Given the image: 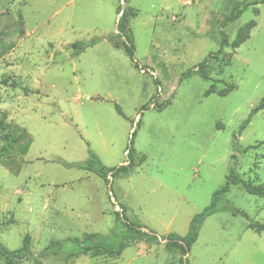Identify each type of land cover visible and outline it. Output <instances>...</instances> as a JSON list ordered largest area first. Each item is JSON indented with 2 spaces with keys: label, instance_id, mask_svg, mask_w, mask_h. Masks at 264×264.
Returning a JSON list of instances; mask_svg holds the SVG:
<instances>
[{
  "label": "rangeland",
  "instance_id": "374dc122",
  "mask_svg": "<svg viewBox=\"0 0 264 264\" xmlns=\"http://www.w3.org/2000/svg\"><path fill=\"white\" fill-rule=\"evenodd\" d=\"M259 1L0 0V244L18 250L28 235L32 257L22 264H264V231L248 228L264 223V197L240 185L185 256L166 245L188 233L230 172L264 184V109L239 131L264 104ZM236 3L247 9L222 26ZM123 12L132 59L117 28ZM221 33L227 46L203 80L195 67L218 51ZM92 41L73 55L70 44ZM130 148L136 164L106 181L64 165L93 153L114 169ZM132 223L144 228L126 234ZM100 238L128 246L68 257ZM53 242L64 243L61 253L43 256Z\"/></svg>",
  "mask_w": 264,
  "mask_h": 264
},
{
  "label": "trees",
  "instance_id": "16d2710c",
  "mask_svg": "<svg viewBox=\"0 0 264 264\" xmlns=\"http://www.w3.org/2000/svg\"><path fill=\"white\" fill-rule=\"evenodd\" d=\"M259 3L264 4V0H260L258 3H253L252 5H256ZM239 5H240V3H236L234 5L231 14L223 21L222 26H224L227 22L229 23V22H232V21L236 20L237 18H239L241 13L247 9V5L243 6L241 9H239L238 8ZM124 17H125V13L123 12L122 18L120 19V21L117 25V28H118V31L124 36L125 41H126L123 44L124 53L126 54L127 57L132 59L133 49H132V46L130 45L131 38L125 33L127 27H126L125 22H124ZM113 40H114L113 38L110 39L113 46L116 49H119V45L114 43ZM239 44L240 43H238V42L234 43L232 45V48H237ZM92 45H94V41L89 42V43L75 42V43L70 44V48L72 49L73 55L78 56L85 49H87L88 47H91ZM226 46H227V42H226L225 35L223 33H221L218 51L216 53H209L207 55L206 59L203 62L199 63V65H197L195 67L194 72L201 79L211 80V78L209 76V70H208V59L211 56L219 55L221 53L222 49ZM183 76L184 77L188 76V72L183 74ZM234 89H235V87L233 85H228L224 89H222L221 91H218L217 95L220 97H224L228 93L233 91ZM210 94H213V91L208 90L205 92V96H208ZM115 109L120 116L124 117V115L121 113V111L117 105H115ZM263 109H264L263 103H260L258 106L253 108L251 110L248 118L241 125L239 131L241 132L246 127V125L249 123V119L251 116L255 115L259 110H263ZM8 138H9V143H11V145H8L6 150L10 151V149L14 148V145L17 142V137L10 135V136H8ZM28 147H29V142L24 149V153L27 152ZM132 150L133 149L130 148L127 151L128 163L126 165H122V166H119V167L114 168V169L104 167L100 163L99 159L93 153H90L89 158L82 163L64 164V165L66 167H75L77 169H82V170L94 173L99 178L106 181L108 174H110L111 176H117L120 173L124 174L127 172V170L129 168L133 167L136 164L134 159H132V156L133 157L135 156V153ZM144 160H145V156H140L138 159V163L142 162ZM237 185H240L245 190V192L250 194V195L264 197V184L254 185L248 180L241 179L238 174H236L234 172H230L229 175L226 177L224 185L220 189L214 191L213 194L211 195V200H210L209 205L206 208H204L202 212L196 214L192 218L190 225H189L188 233L184 237H179L176 235H170L168 240H167L166 245H168V246L177 245L179 247V250H180V255L185 256L187 254V252L189 251V248L191 247V245L196 241V239L198 237L199 230H200L203 222L205 221V219L208 218L209 216H211L212 214L216 213L220 209L224 208V207L219 208V206H218V204L222 200V196L224 194L228 193L230 187L237 186ZM119 208L122 209L121 206H119ZM225 209H229V210L233 211V213H235V214L240 213L238 210L232 209L229 205H226ZM115 214H116V218H117V222H118L119 226L122 227L123 226L122 223L125 222V220H126V219H124L125 217H123V215H122V217H121L122 219H118L119 214H117V213H115ZM241 214H242V216L246 217L245 214H243V213H241ZM127 224H129V223H127ZM124 228H125V232L127 234V233L133 232L134 230H142L144 227H142L139 224L132 223L129 225V227H124ZM248 228L253 230L256 233H260V232L264 231V223L249 222ZM89 236L90 237H88L87 240H90L91 237H95V236L98 237L97 234H92ZM103 242L104 241L102 240V238H100L94 245H92V242H91V245H88L85 247L79 246L81 250L78 251L77 253H70V255H68V257H72L78 253L79 254H86L87 251L92 250V249L93 250H101V251H103L109 255L115 254L118 256L119 254H121L122 250L128 246L127 242L124 241V242H121L116 248H111L108 246L107 243L105 244ZM63 244H64L63 242H53L49 246H47L41 253L43 256L49 255V254H53V255L59 254V253H61V251L63 249ZM31 257H32V252L30 250V237L28 235L24 236V238L22 240V246L18 250H8L2 244H0V258L3 260L4 264H22L23 262L29 260ZM38 262H39V260L35 261L34 264H37Z\"/></svg>",
  "mask_w": 264,
  "mask_h": 264
},
{
  "label": "crops",
  "instance_id": "0c3cea01",
  "mask_svg": "<svg viewBox=\"0 0 264 264\" xmlns=\"http://www.w3.org/2000/svg\"><path fill=\"white\" fill-rule=\"evenodd\" d=\"M119 207V206H118ZM136 224V223H135Z\"/></svg>",
  "mask_w": 264,
  "mask_h": 264
}]
</instances>
